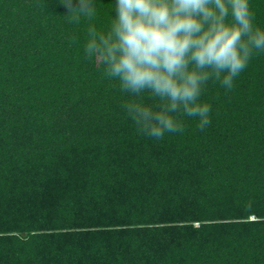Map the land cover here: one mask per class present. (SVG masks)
<instances>
[{
    "label": "trees",
    "instance_id": "obj_1",
    "mask_svg": "<svg viewBox=\"0 0 264 264\" xmlns=\"http://www.w3.org/2000/svg\"><path fill=\"white\" fill-rule=\"evenodd\" d=\"M95 2L76 24L61 0H0V264H264V52L208 83L204 131L149 138L85 57L112 19Z\"/></svg>",
    "mask_w": 264,
    "mask_h": 264
},
{
    "label": "clouds",
    "instance_id": "obj_2",
    "mask_svg": "<svg viewBox=\"0 0 264 264\" xmlns=\"http://www.w3.org/2000/svg\"><path fill=\"white\" fill-rule=\"evenodd\" d=\"M61 3L69 23L97 15L95 0ZM254 21L249 0H114L106 31L89 23L84 54L131 97L121 107L137 132L161 140L182 134L184 117L200 131L211 124L212 106L201 100L208 83L231 91L264 52V28ZM145 95L157 102L144 103Z\"/></svg>",
    "mask_w": 264,
    "mask_h": 264
}]
</instances>
